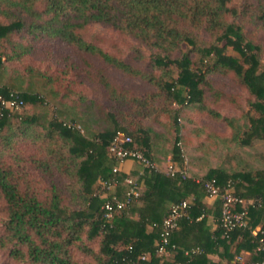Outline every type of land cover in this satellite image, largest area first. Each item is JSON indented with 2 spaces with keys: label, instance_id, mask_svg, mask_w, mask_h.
Segmentation results:
<instances>
[{
  "label": "trees",
  "instance_id": "trees-1",
  "mask_svg": "<svg viewBox=\"0 0 264 264\" xmlns=\"http://www.w3.org/2000/svg\"><path fill=\"white\" fill-rule=\"evenodd\" d=\"M229 1L0 0V14L9 20L5 24L0 22V43H10L15 50L27 52L26 47L12 41L15 36L22 32L47 35L74 44L96 55L104 64L154 88L137 95L116 88L104 75L103 86L116 100V105L108 109L91 101L82 104L76 113L72 104L69 110L75 115L73 121L55 119L46 126L41 117L23 112L0 116V147L4 142L11 148V135L4 133L13 126L26 137L41 141L49 159L35 162L32 168L46 172L52 165L60 174L78 179L88 203L85 210L66 215L56 191L50 202L39 199L27 189L25 168L19 167V159L10 161L0 151V201L4 202L7 218L0 248L9 250L11 258L27 260L29 264H80L72 255L73 247L81 240L86 226H90L91 238L102 235L101 252L106 259L86 251L95 256L98 264H228L239 255L251 264L264 261V252L258 250L264 238V152L257 146L264 142V69L259 61L260 47L246 34L253 23L264 24V0H242L241 12L234 19H230ZM89 23L105 24L122 36L137 39L150 54L146 56L135 49L128 59H122L87 43L75 28ZM185 45L189 49L182 53ZM228 46L240 57L225 54ZM177 53L182 55L174 59ZM134 61L147 62V69L134 66ZM172 64L178 69L177 77L170 68ZM210 74L232 75L248 92L253 113L247 114L248 127L243 133L234 119L222 116L206 102ZM44 77L53 86L54 77ZM14 87L1 85L0 94L7 96L17 91ZM17 92L26 106L39 100L29 89ZM50 93L59 95L58 89L51 88ZM227 96L224 92L216 95L226 99ZM187 112L224 121L232 132L206 135V141L211 142L207 144L201 138V130L195 129L197 143L188 157L180 147L182 142H177L171 162L185 168L188 177L183 179L180 175H168V166L162 167L164 158L152 151L162 134L153 135L145 121L152 119L166 129L174 128L178 141H185L188 147V139L180 137L182 129L178 123ZM75 120L86 127V135L76 127ZM92 121L97 124L95 129L91 127ZM37 127L45 133L37 132ZM118 132L131 137V147L145 152L160 167L159 171L136 161L133 162L139 166L137 174L124 171L123 165L132 160L121 163L109 150ZM237 147L251 152L236 151ZM212 150H219L220 166L213 165L218 155ZM71 158L79 160L74 173ZM127 178L135 181L139 195L128 208L107 218L103 206L113 195L125 198L131 188ZM114 180L118 187L111 191L101 189L103 183ZM210 180L221 187L231 185L245 201L247 228L227 232L219 226L214 234L209 232L207 215L220 217L218 199L211 208L204 203L210 198L204 183ZM96 183L98 187H94ZM183 201L189 203V208L171 236L176 249L161 255L158 248L164 219L174 205ZM260 224L263 227L255 234ZM210 254H218L221 261H212ZM145 256L147 259L143 260Z\"/></svg>",
  "mask_w": 264,
  "mask_h": 264
},
{
  "label": "rangeland",
  "instance_id": "rangeland-1",
  "mask_svg": "<svg viewBox=\"0 0 264 264\" xmlns=\"http://www.w3.org/2000/svg\"><path fill=\"white\" fill-rule=\"evenodd\" d=\"M241 6L242 0H230L228 2V7L232 10L230 19H234V17L240 14ZM0 22H4L5 24L9 23V20L0 14ZM75 32L87 43L95 45L105 52L114 53L122 59H128L135 49H140L146 56L150 54V50L146 49L137 39L122 36L105 24L89 23L83 27L75 28ZM246 34L260 47L259 61L261 68L264 69V24L253 23L249 26ZM12 41L26 47L28 51L15 50L14 46L10 43L3 41L0 43V59L2 61L0 65V86L4 84L14 85L17 91L23 92L29 89L32 94L38 95V102L28 103L22 112L24 115L41 117V122L45 126L55 119L58 122L63 120L73 121L75 115L69 110V106L72 104H74L76 113L81 110L79 107L82 104L90 103L91 101L95 105H102L106 109L109 106L113 107L116 105L113 95L109 94L103 86L104 75L116 88L129 90L137 95H144L154 90L148 83L128 76L104 64L96 55L86 53L74 44H70L64 40L50 38L47 35L41 36L39 33L22 32L18 36H15ZM223 44L224 42L220 45ZM188 49V46H183L182 53L187 52ZM182 53L175 54L174 59L180 58ZM225 54L240 57L231 46L226 47ZM133 64L142 69H147L148 66L147 62L134 61ZM170 68L174 76L177 77L178 69L176 65L172 64ZM44 76L54 77L53 86L46 82ZM208 79L211 85L207 90L206 102H210V107L218 110L222 116L234 119L240 127V132L243 133L248 127L247 114L253 113L250 110L251 105L248 99V92L240 86L236 77L232 75L210 74ZM51 88L54 91L58 89L59 95L55 96L51 94ZM218 92L226 93L228 95L227 99L222 97L217 98ZM75 122L78 123L76 127L81 133L86 135L87 130L83 123L79 120H75ZM93 123L92 121L91 127L95 129L97 124ZM178 123L182 129L180 137L183 136L186 140L188 139L190 143L188 147L184 145L185 141H178L174 128L166 129L161 125L155 124L152 119L145 121L146 126L153 135L156 133L162 134V137L156 139L157 141L152 148V151H155V153L164 158H162V167L170 164L172 150L177 142H182V144H179H181L180 147L187 157L194 153V145L197 143V140H195L197 133L195 129L201 130V138L207 144L211 142L206 141V135H229L232 132L224 121L212 120L207 115H192L190 112L181 116L178 119ZM69 124L71 125V123ZM37 128V132L42 130L41 127ZM31 131L33 130L31 129L29 132L31 133ZM15 132L16 135L14 136ZM20 132L16 126L6 128L4 135H11V148L8 147L9 145L5 146V143L2 142L0 151L3 150L4 156L10 161L15 160V158L19 159V167L21 169L25 168L27 189L33 191L39 199L48 202L51 201L56 191L61 199L63 210L67 212L66 215H71L75 211L85 210L88 203L86 202L83 187L78 179L70 175L65 176L60 174L52 165L49 166V170H46V172H40L32 168L35 162L49 159V156L47 157L46 155V146L41 141H34ZM41 132L43 133L44 131ZM238 150L251 152V149L237 147L236 151ZM216 154L218 156L213 161V165L220 166L222 159H219V150ZM70 164L73 173L76 172L79 167V160L71 158ZM158 168L160 169V167ZM132 171L133 174L139 172L137 168H134ZM94 187H98V183ZM135 218L137 219V216ZM6 220L4 202L0 201V237L5 232L4 226ZM89 230L90 226H86L81 240L73 247L72 255L80 264H98L95 256L89 255L86 252L88 250H91L94 255L99 256L103 260L106 259L101 252L102 235L99 234L91 238L88 235ZM0 264H29V262L27 260H15L11 258L9 250L0 248Z\"/></svg>",
  "mask_w": 264,
  "mask_h": 264
},
{
  "label": "built area",
  "instance_id": "built-area-1",
  "mask_svg": "<svg viewBox=\"0 0 264 264\" xmlns=\"http://www.w3.org/2000/svg\"><path fill=\"white\" fill-rule=\"evenodd\" d=\"M26 108L24 100L21 98L17 91H12L9 95L4 96L0 94V116L3 117L7 112L15 113L22 112ZM132 138L125 135L122 132H118L110 144V153L113 154L121 163L127 160L136 161L144 167H150L159 171L158 166L153 163L145 154V152L131 147ZM114 172H118L115 169ZM167 174L174 177L180 175L183 179L188 177L187 172L184 169H180L172 162L168 165ZM200 182V181H198ZM126 183L131 187L129 192L126 193L125 198H121L118 195H113L110 200L106 201L103 209L106 211V217L111 218L115 211H120L128 208L132 200L138 197V187L135 181L131 178L126 179ZM118 187V181L114 180L111 183H103L102 189L105 191H111L113 188ZM204 188L210 198L218 199L220 201V217L218 224L227 232L234 231L239 228H247L249 226L248 211L244 208L245 201L235 194L234 188L231 185L221 187L215 180L206 181ZM189 208V203L183 201L177 205H174L164 219L163 233L159 242L158 253L163 255L169 254V249H176V245L171 243L172 233L178 228V223L182 217L186 215V211ZM201 219V218H200ZM258 233L257 230L254 231ZM259 251L264 252V238L260 240ZM147 257H143L146 260ZM228 264H251L245 257L239 255L236 256ZM255 264H264V261L257 262Z\"/></svg>",
  "mask_w": 264,
  "mask_h": 264
},
{
  "label": "crops",
  "instance_id": "crops-1",
  "mask_svg": "<svg viewBox=\"0 0 264 264\" xmlns=\"http://www.w3.org/2000/svg\"><path fill=\"white\" fill-rule=\"evenodd\" d=\"M263 144V145H262ZM262 144H258L257 146L259 147V151H263L264 152V142H262ZM256 166H260L259 163H255ZM134 168H139V166L134 163L133 161H128L123 165V169L126 172H133L132 170H134ZM215 199L214 198H207L205 200V204L207 205L208 208H211L212 205L214 204ZM201 218V217H200ZM200 218H198L197 220L199 221ZM206 225L209 228V232H211V234H214V232L218 229L219 224H218V219L214 218L213 215L208 214L206 217ZM263 227V224H260L257 227V231H259V229H261ZM175 245V244H174ZM209 258L218 263L219 261H221V257H219L218 254H210Z\"/></svg>",
  "mask_w": 264,
  "mask_h": 264
}]
</instances>
